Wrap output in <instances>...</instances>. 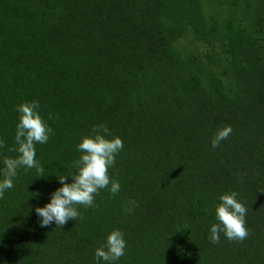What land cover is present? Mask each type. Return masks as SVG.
<instances>
[{"label": "trees", "instance_id": "16d2710c", "mask_svg": "<svg viewBox=\"0 0 264 264\" xmlns=\"http://www.w3.org/2000/svg\"><path fill=\"white\" fill-rule=\"evenodd\" d=\"M32 101L52 129L35 144L44 176L19 168L0 199V264H97L113 229L127 247L112 264H264V0H0V179ZM99 124L123 141L119 192L42 227L35 208ZM228 191L249 235L213 243Z\"/></svg>", "mask_w": 264, "mask_h": 264}, {"label": "clouds", "instance_id": "9594fccd", "mask_svg": "<svg viewBox=\"0 0 264 264\" xmlns=\"http://www.w3.org/2000/svg\"><path fill=\"white\" fill-rule=\"evenodd\" d=\"M19 122L15 131V148L9 151L17 153L15 157L4 158L3 178L0 179V199L4 198L5 191L14 187V178L17 170L35 168L44 176V168L36 160L35 144H45L49 139L52 129L47 125L39 113L38 103L23 102L17 106ZM51 119V116H49ZM230 125L218 129L212 138V147L216 148L232 133ZM5 147V142L0 138V148ZM81 153L73 167L75 173L58 177L60 187L55 189L50 200L43 207H36L35 212L41 218L40 225L48 227L55 223L57 227H63L68 221H73L80 216L77 205L85 207L94 206V197L101 189L109 188L115 194L120 190L117 180L109 176V168L115 164L117 154L123 148V141L119 136L113 135L109 129L99 124L92 129L91 134L85 135L77 145ZM67 176L72 177L69 183ZM236 191L222 193L220 202L215 206V215L219 223L211 226L210 240L213 243L220 242V233L230 241H243L249 235L246 227V214L248 209L237 199ZM135 204V201H131ZM131 211V209H127ZM127 247L124 234L119 229L111 230L106 236V242L95 250L97 264L102 259L107 264L119 260Z\"/></svg>", "mask_w": 264, "mask_h": 264}]
</instances>
